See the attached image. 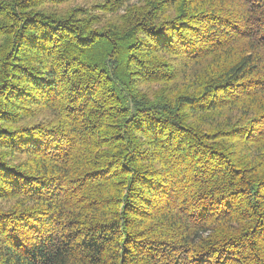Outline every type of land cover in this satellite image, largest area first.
<instances>
[{"label":"trees","instance_id":"trees-1","mask_svg":"<svg viewBox=\"0 0 264 264\" xmlns=\"http://www.w3.org/2000/svg\"><path fill=\"white\" fill-rule=\"evenodd\" d=\"M69 1L0 0V264H264V0Z\"/></svg>","mask_w":264,"mask_h":264},{"label":"rangeland","instance_id":"rangeland-1","mask_svg":"<svg viewBox=\"0 0 264 264\" xmlns=\"http://www.w3.org/2000/svg\"><path fill=\"white\" fill-rule=\"evenodd\" d=\"M95 1V0H70L69 2H65L63 5L66 6V7H74V6H85V5H91L92 2ZM136 0H130V2H135ZM122 11V10H120Z\"/></svg>","mask_w":264,"mask_h":264}]
</instances>
